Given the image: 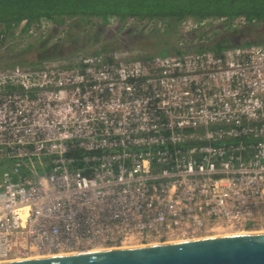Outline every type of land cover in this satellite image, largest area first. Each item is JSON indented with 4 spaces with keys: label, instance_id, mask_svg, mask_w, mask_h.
Returning <instances> with one entry per match:
<instances>
[{
    "label": "built area",
    "instance_id": "1",
    "mask_svg": "<svg viewBox=\"0 0 264 264\" xmlns=\"http://www.w3.org/2000/svg\"><path fill=\"white\" fill-rule=\"evenodd\" d=\"M247 24L189 19L176 55L0 66V262L264 229V44L195 50Z\"/></svg>",
    "mask_w": 264,
    "mask_h": 264
},
{
    "label": "trees",
    "instance_id": "2",
    "mask_svg": "<svg viewBox=\"0 0 264 264\" xmlns=\"http://www.w3.org/2000/svg\"><path fill=\"white\" fill-rule=\"evenodd\" d=\"M239 16H244L248 22L247 26L244 27L245 29L251 32L257 31V29L264 26V0H0V44L7 45L9 37L17 38L13 30L24 19H27L30 23L46 19L59 25L64 19L68 18L73 20V28L80 27L87 20L97 19L103 27L96 29L95 35L103 33L104 26L112 18L118 19L120 23L134 19L137 20L138 25L130 28L131 31L129 30L128 34L139 33L141 38L147 36L144 35L145 32H150L153 28L152 26H141L142 23L150 22L152 24L157 22L158 27L153 29L155 33L151 35H155L159 31L161 33L159 32L158 35L179 33L181 40L185 41L180 27L189 19L200 22L208 18L225 17L228 21H231ZM72 27L69 29L70 31ZM120 28H125V25ZM25 29L26 27H23L22 31ZM66 30L64 29L61 32L65 33ZM225 30L223 31L226 34L209 39L208 43L198 45L195 50L207 48L221 54L224 50L236 46L262 44L261 38L263 35H260L257 40L242 39L239 34L233 35V33H241L240 30L233 28ZM204 32L205 30L201 31L200 39L204 37ZM70 34L69 32L68 35L70 36ZM234 36H238V38L236 39ZM170 39H168V44L174 49V52L162 50L156 54H148L145 51V54L140 53L128 57V60H146L155 55L182 53V48L179 47L180 40L177 44L174 37V40ZM37 42L31 43V46H34ZM46 42L45 39L43 44ZM204 44L205 46H203ZM2 49L4 50L5 47ZM92 54L102 56L107 62H113V56H103L100 50H96Z\"/></svg>",
    "mask_w": 264,
    "mask_h": 264
},
{
    "label": "rangeland",
    "instance_id": "3",
    "mask_svg": "<svg viewBox=\"0 0 264 264\" xmlns=\"http://www.w3.org/2000/svg\"><path fill=\"white\" fill-rule=\"evenodd\" d=\"M135 21L129 19L125 23H120L117 19L110 20L104 26L103 33L95 35L96 29L103 27L99 20H87L80 27L73 28V20L67 18L61 24L58 25V23H55L54 26L48 28L45 37L39 40L34 46H31V37H28V33L16 34L17 38L13 39L10 37L12 41L9 45L5 46L4 50L2 49L4 46L0 44V66L11 67L20 64L35 68L55 60L68 63L78 55H88L96 50H100L103 56L116 55L118 59L126 60L128 57H133L140 53L145 54V51L148 54H156L162 50L174 52V49L168 44V39H173L174 37L175 40H173L178 44V41L181 39L179 33L158 35L159 32L161 33L159 31L155 35H151L155 33L153 29L158 27L157 22L152 24L150 22H141V26H152V31L145 32L144 35L147 36H144V38H141L140 34H135V32L129 35L128 31L130 28L138 25ZM123 25L127 26L123 29L120 28ZM71 27L72 29L70 31L69 29ZM208 28L212 29L211 26H207L204 30L206 31ZM216 28H218L216 32L208 33V35L213 36L216 34L215 36H217L226 34L225 31L218 32L219 27ZM64 29H67L66 32H61ZM238 30L241 33H233V35L239 34L242 39L249 38L257 40L260 35H263L261 41L264 44V26L252 32L244 27ZM69 32L71 33L70 36L68 35ZM235 38L237 39L238 36ZM45 39L47 42L43 44ZM213 234L211 233L210 235Z\"/></svg>",
    "mask_w": 264,
    "mask_h": 264
},
{
    "label": "water",
    "instance_id": "4",
    "mask_svg": "<svg viewBox=\"0 0 264 264\" xmlns=\"http://www.w3.org/2000/svg\"><path fill=\"white\" fill-rule=\"evenodd\" d=\"M0 264H264V232L4 261Z\"/></svg>",
    "mask_w": 264,
    "mask_h": 264
},
{
    "label": "bare ground",
    "instance_id": "5",
    "mask_svg": "<svg viewBox=\"0 0 264 264\" xmlns=\"http://www.w3.org/2000/svg\"><path fill=\"white\" fill-rule=\"evenodd\" d=\"M259 232H264V229L261 230H248V231H233V230H223V231H216L213 235H207L205 238H211V237H219V236H228V235H235V234H250V233H259ZM145 244L141 245H123L121 248H126V247H137V246H143ZM103 249V248H101ZM99 250V249H98ZM55 256L57 255H63V254H54ZM53 256V255H52ZM41 258V257H38Z\"/></svg>",
    "mask_w": 264,
    "mask_h": 264
}]
</instances>
